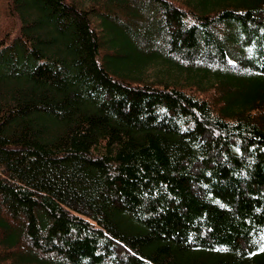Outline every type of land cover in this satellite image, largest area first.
Here are the masks:
<instances>
[{
	"label": "trees",
	"instance_id": "16d2710c",
	"mask_svg": "<svg viewBox=\"0 0 264 264\" xmlns=\"http://www.w3.org/2000/svg\"><path fill=\"white\" fill-rule=\"evenodd\" d=\"M6 9L0 264H264V0Z\"/></svg>",
	"mask_w": 264,
	"mask_h": 264
},
{
	"label": "rangeland",
	"instance_id": "374dc122",
	"mask_svg": "<svg viewBox=\"0 0 264 264\" xmlns=\"http://www.w3.org/2000/svg\"><path fill=\"white\" fill-rule=\"evenodd\" d=\"M14 23L13 18H7L6 0H0V32L5 29H11ZM58 167L54 163L49 164L18 156L11 159L6 166V170L12 176H20L27 179L31 182L30 185L35 188L50 189L54 185L55 188L57 187L55 190L57 194L67 195L69 178L72 180L71 182H76V179L81 177V173L78 170H81L82 167L65 168L63 174L60 175L61 180L59 183L55 176L63 169Z\"/></svg>",
	"mask_w": 264,
	"mask_h": 264
}]
</instances>
